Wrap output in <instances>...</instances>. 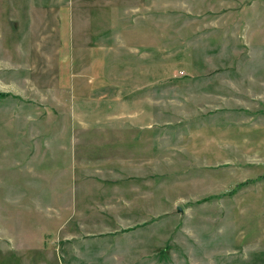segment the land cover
<instances>
[{
    "label": "rangeland",
    "instance_id": "1",
    "mask_svg": "<svg viewBox=\"0 0 264 264\" xmlns=\"http://www.w3.org/2000/svg\"><path fill=\"white\" fill-rule=\"evenodd\" d=\"M228 2L0 0V264H264V0Z\"/></svg>",
    "mask_w": 264,
    "mask_h": 264
},
{
    "label": "crops",
    "instance_id": "2",
    "mask_svg": "<svg viewBox=\"0 0 264 264\" xmlns=\"http://www.w3.org/2000/svg\"><path fill=\"white\" fill-rule=\"evenodd\" d=\"M164 3V0H162ZM175 0H171V3H167L164 5L163 8L168 7L169 9H172V7H176L177 10H180L185 15L192 14V15H199V12H201L204 9H209L211 11L212 9L217 8H226L229 7L228 0H179L178 4H174ZM156 3H153L154 8L156 7ZM219 23V22H218ZM222 31V30H221ZM201 69V68H200ZM204 70V69H203ZM150 83V82H149ZM154 90V94H155Z\"/></svg>",
    "mask_w": 264,
    "mask_h": 264
},
{
    "label": "trees",
    "instance_id": "3",
    "mask_svg": "<svg viewBox=\"0 0 264 264\" xmlns=\"http://www.w3.org/2000/svg\"><path fill=\"white\" fill-rule=\"evenodd\" d=\"M7 96L6 95H2V94H0V99H4V98H6Z\"/></svg>",
    "mask_w": 264,
    "mask_h": 264
}]
</instances>
